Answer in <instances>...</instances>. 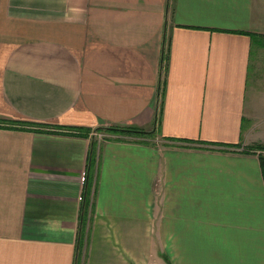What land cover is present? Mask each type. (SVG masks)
Masks as SVG:
<instances>
[{"label":"crops","instance_id":"0c3cea01","mask_svg":"<svg viewBox=\"0 0 264 264\" xmlns=\"http://www.w3.org/2000/svg\"><path fill=\"white\" fill-rule=\"evenodd\" d=\"M261 146L264 0H0V264H264Z\"/></svg>","mask_w":264,"mask_h":264},{"label":"rangeland","instance_id":"374dc122","mask_svg":"<svg viewBox=\"0 0 264 264\" xmlns=\"http://www.w3.org/2000/svg\"><path fill=\"white\" fill-rule=\"evenodd\" d=\"M134 128H137V127H134ZM137 129H140V130H143L141 128H137ZM156 133L154 131L153 134H148L147 132L145 134H134L132 132H121V133H118L117 131L116 132H113V131H107L105 129H94L93 131H91V134H89L91 137L90 138H96L97 140H101L102 138H114V137H118L119 138H124V139H137V137H140L141 135L143 136H154ZM156 136H154L153 138H155ZM156 141H161L160 138H155ZM262 147V146H261ZM263 158V159H262ZM260 159H262L264 161V157H262Z\"/></svg>","mask_w":264,"mask_h":264},{"label":"trees","instance_id":"16d2710c","mask_svg":"<svg viewBox=\"0 0 264 264\" xmlns=\"http://www.w3.org/2000/svg\"><path fill=\"white\" fill-rule=\"evenodd\" d=\"M98 129H105L107 131H113V132H118V133H123V132H132L134 134H145L147 131L140 130L134 127H121V126H112V127H107V128H98ZM148 134H153V132H147Z\"/></svg>","mask_w":264,"mask_h":264},{"label":"built area","instance_id":"2783aa9c","mask_svg":"<svg viewBox=\"0 0 264 264\" xmlns=\"http://www.w3.org/2000/svg\"><path fill=\"white\" fill-rule=\"evenodd\" d=\"M252 152L255 153L259 158H262V157H264V146L255 148V149L252 150ZM86 176L87 175L84 173L83 176H82L83 182L86 181Z\"/></svg>","mask_w":264,"mask_h":264}]
</instances>
